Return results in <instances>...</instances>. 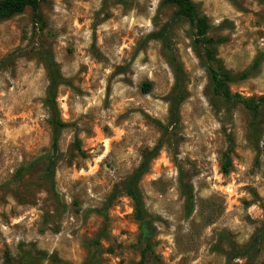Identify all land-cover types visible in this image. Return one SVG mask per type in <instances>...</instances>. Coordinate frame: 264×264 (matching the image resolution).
Instances as JSON below:
<instances>
[{"label": "rangeland", "instance_id": "374dc122", "mask_svg": "<svg viewBox=\"0 0 264 264\" xmlns=\"http://www.w3.org/2000/svg\"><path fill=\"white\" fill-rule=\"evenodd\" d=\"M163 1L44 0V31L30 9L0 21V264H139L142 228L124 185L157 148L139 183L154 231L148 264H250L244 251L264 225V108L257 134L242 105L214 95L193 28ZM193 1L223 68L250 73L232 92L264 96V0ZM173 54L187 75L176 124ZM46 55L68 124L57 142Z\"/></svg>", "mask_w": 264, "mask_h": 264}, {"label": "trees", "instance_id": "16d2710c", "mask_svg": "<svg viewBox=\"0 0 264 264\" xmlns=\"http://www.w3.org/2000/svg\"><path fill=\"white\" fill-rule=\"evenodd\" d=\"M44 0H0V21L9 20L14 16L25 13L27 9L32 12L34 24L44 31L47 28V21L42 13V4ZM107 1V0H106ZM165 5L172 6L176 9V17L189 22L195 33V44L202 51L200 57L206 64L207 71L210 76V81L213 85L214 95L234 104L242 105L252 116V129L255 133H260L259 118L261 110L264 108V96L259 98H248L241 94L233 93L231 84L238 81H244L250 76L249 71L244 72L240 76H233L230 72L223 68L221 60L217 54V41L210 37L211 25L208 18L199 12L198 6L193 0H164ZM165 36V35H164ZM166 44L169 52L173 49ZM44 65L49 77V86L46 98V106L49 110L50 124L53 128L54 142L59 139L62 130L68 127V124L63 122L58 108V90L62 84V78L59 68L53 58L49 55L43 57ZM170 65L175 76V86L170 97V121L177 123L179 118V108L186 97V79L187 75L184 70L181 60L176 55L170 56ZM152 88L151 82H146L143 85V92L149 94ZM168 128L165 127V131ZM230 147L224 155L222 164V172L228 174L232 167V158L234 141L229 138ZM79 145L80 142H77ZM159 153L157 148L150 156H146L140 167L127 180L124 185V192L134 203L135 218L140 223L142 235L140 238L144 248L141 252V260L139 264H148V253L152 252L151 238L154 234L153 225L148 220V214L145 211V203L142 192L139 188V183L142 177L148 172L151 159H154ZM22 171L17 174L22 175ZM182 192L185 197V212L186 217L190 218L194 211V196L192 188L182 183ZM264 246V225L257 231L252 238L250 244L244 251L245 259L250 264H255L262 253ZM242 255V254H241ZM6 259L11 263L10 252H6Z\"/></svg>", "mask_w": 264, "mask_h": 264}]
</instances>
